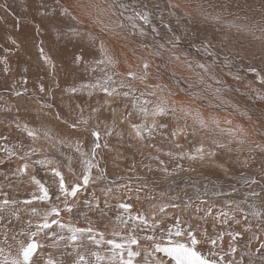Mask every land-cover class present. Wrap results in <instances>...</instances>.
Returning a JSON list of instances; mask_svg holds the SVG:
<instances>
[{
  "label": "bare ground",
  "instance_id": "6f19581e",
  "mask_svg": "<svg viewBox=\"0 0 264 264\" xmlns=\"http://www.w3.org/2000/svg\"><path fill=\"white\" fill-rule=\"evenodd\" d=\"M0 1L5 4L6 8V10L0 8L1 29H4L8 24H15L7 15L10 14L9 10L16 16V20L20 19V22L15 24L20 30L16 29L13 33L33 36L35 34L36 49L47 72L43 80H47L50 83V88L46 89L50 95V100H45L43 96L35 97L34 100L42 104V106L44 104L45 109L49 108L46 106L49 104L52 108L53 103L56 104L60 115L64 117L69 115L70 118H73L77 106L82 104L83 93H85L84 88L75 85L73 78L68 86H66V83L60 86L57 97L52 94L54 89H57L60 85L59 78L56 76L57 69H61L63 74L68 72L70 75H74V72L78 73L82 69L81 65L77 71L70 70L73 67L70 57L74 56V52L100 51L98 42L94 43L93 39L87 35L88 32H91L93 36H102L113 50L123 54L119 67L116 69L119 73L123 74L131 70L137 74H141V65L144 61H147L150 65L149 83L168 84L173 91H177L178 88L181 90L186 89L191 85L192 91L201 97L199 100L191 99L182 94L172 97V99L180 102V106L184 107L185 110L199 109L206 117L211 115L220 120V127L223 129L243 125L251 133L248 137V142L244 145L232 141L227 148L219 149L215 148L211 144V141L219 139L220 142L228 144L229 137L226 133L221 135L219 130L214 128H198L195 134H193V121L191 117L187 118L188 127H185L184 114L179 111L175 117L169 115L157 118V127L153 129L151 136L147 135L146 142L150 139H159L163 144L172 143L166 133V129H170L173 132L175 147H189L190 149L187 148V152H196L197 148L203 146L205 152L211 149L217 154L211 157L205 156L206 160L200 166L196 164L189 167L188 165L190 164H187L181 168H175L170 164L169 156L166 153L149 151L151 153L148 156L151 158L148 163L150 168L141 167L139 172L143 174L140 181L143 184L151 186L152 190L138 186L126 190L121 187L118 188L116 182L107 183L104 179H92L86 187L83 184V176L86 174L88 167L80 173L73 167H69L74 154L71 153L73 149L68 153L65 149L58 147L57 150L60 151L61 155H54L50 148H42L41 156H47L59 163L60 173L64 178L66 188L77 184L81 186L79 189L81 191L77 193L76 198L74 200L68 198V202L75 204V208L77 209H87L89 201L91 205H96L100 201L113 203L116 202L119 196L124 197L130 194L136 203L134 213L131 216L142 215L149 222L148 227H144L139 221H136L134 229H136L135 231L138 234L145 236L154 235L157 242L170 241L168 230L171 229V241L173 243H188L189 239L186 236L176 237L174 230L177 227L184 233L198 230L200 232L194 235L200 245L197 250L206 257L212 258L205 254L206 251L208 253L215 252L218 260L220 256L225 258V264L227 261H232V264H250V261L252 264H260L261 257L264 256V250L257 252V249L260 248L261 244H264V194L259 197H252L250 193L252 190L260 192L261 188L264 187V168L261 166L259 153L256 154L257 158L254 162L250 161L246 165L244 161L249 157L254 147V145H251V142L264 143V135L254 130V126L260 123L261 132H264V120H258V118L264 116V99L261 98L264 97V85L261 83V80L264 79V46H262L259 39H256V37H261L262 35L259 28L264 24V0H118L119 3H123L127 8V11H124V16L121 17L117 13L116 16L109 14L99 19L82 15L79 9L73 7L77 0H17L18 6L16 9H12L10 1L7 3L4 0ZM82 2L86 4L88 0H82ZM250 2L254 3L257 7L255 8ZM62 8H67L72 14L81 17L83 23L77 24L70 16L63 15ZM252 11L258 12L257 16L259 18L254 17V13H252L253 15L251 14ZM42 12L46 14L41 16ZM136 12L146 13L148 22L145 23L141 19H134L132 21L127 19V17L134 16ZM121 21L126 24V27L119 36L108 32L105 28L106 25L111 27L114 23H120ZM133 23L136 25L135 28L132 27ZM234 25H247L252 31H238ZM72 28H78L81 35H71L70 29ZM141 29L143 30V34H141ZM41 47H43L44 53L50 58V63H46L41 58ZM157 52L160 54L156 55ZM0 61L3 60L0 59ZM189 64L192 66L189 67ZM197 64L205 65L207 72L197 68ZM5 68H7V71L4 70V73L0 74V85L4 88L3 90L6 94L15 95L16 92H11L8 84L16 81V77H14L13 71L8 64L5 65ZM65 69L66 71H63ZM169 69L184 79L177 84L175 79H171ZM84 71L86 72L85 77H87L88 69ZM96 74L100 75L97 80L102 79V73ZM120 79L125 81L124 77H120ZM125 82L126 85L131 84L132 88L137 89L136 95H139V91L143 89V85L136 84L130 80L129 82ZM73 87L78 89L76 93L68 91ZM96 90L101 91L100 89ZM127 90V87L123 89L119 88L121 92ZM71 95H73L75 102L69 99ZM158 95L161 94L158 92ZM27 96L30 97L29 95ZM31 98L33 99V97ZM149 99L155 100L152 97H149ZM108 100H111V106L107 105L108 108H116L118 134L112 131L113 124L109 128L104 126L106 131H98V125L94 127L91 124H87V126L82 125L80 128H77L83 131L80 134L84 133V127L87 128L86 132H89H87V135L78 134V137H84L85 139L87 136L88 138L85 142L88 144L87 149L90 152V161L93 164L90 172L94 178L101 176L99 172L105 176L113 175V164L107 163L110 157L107 156L105 160L104 146L101 145L99 148H95L96 143L101 144L105 141L106 135L104 133H114L124 143L128 140L127 144L129 147L133 146L132 144L137 145L140 139L136 137L135 130L132 127L133 124L139 125L141 122H138L140 116L136 114L131 106V99L112 96ZM209 100L213 107H208ZM0 104L6 105L10 104V102L7 99L0 98ZM69 104L71 107L68 106ZM126 105L127 107H125ZM216 105L220 107L217 109ZM62 110L66 113L65 115L61 113ZM129 112L132 115L124 119L123 123H120L121 118L127 116ZM12 116V112L8 111L4 112V115L0 117V127H4V130L7 132L15 130L13 129L15 125L3 124L6 118L16 121L17 118L15 119ZM107 116H109L107 119H110L112 122L111 113ZM225 121H231L232 123L228 124ZM148 123H151V117L148 118ZM161 124L166 125V127H160L159 125ZM23 125L27 126L28 124L23 123ZM29 126H27L28 130H35L43 137L47 136L45 133L48 131V128L45 126ZM17 130L13 139H10L12 138L10 136L8 139L1 141L3 147H7L8 149L12 145L17 144H13L14 141L19 140L23 143V147L18 146L21 154L16 152L18 150L14 153L16 158L24 155V146L29 147V149L25 150L30 155L33 150L31 147L32 143L44 145L42 141L37 140V137L35 139L28 137L27 141L23 133ZM93 130L100 133L98 141L92 135ZM143 141L141 139L139 147L140 145L142 147L145 145ZM50 142L55 144L57 141L51 139ZM94 148L95 154L93 155ZM170 148H172V145ZM1 152L0 146V164L7 167V163H3V160L7 156L2 155ZM231 156L232 160L227 162L226 160ZM214 158L218 159V162H213L212 159ZM210 160L212 163H209V167L211 166L212 168L208 172H205L207 170L205 163ZM156 165L158 170L156 169V172L150 171L148 173V169H154ZM94 169L99 170L98 174L92 171ZM48 171L41 169L39 172H42L43 177L47 178L49 177ZM113 177L110 180H113ZM54 179L56 181L57 179L60 180V178ZM125 179L127 180L128 177H125ZM202 179L206 182L199 183ZM17 180L18 182L21 181L20 178H17ZM38 180L48 185L50 192L56 196L55 180L43 179L41 176L38 177ZM251 180H255L256 183H246V181ZM193 181L198 184H193ZM176 184L177 186L175 187ZM208 184L212 185L209 189L207 188ZM9 188L6 191L9 192ZM108 188H111L112 191L110 194L105 195ZM144 191L149 195V198L139 201L138 194H144ZM178 191H180L182 196L179 195ZM3 197L7 199L6 193ZM180 197H184L185 199L183 201H174L175 198ZM193 199H202L204 201H194ZM18 201L20 202V200ZM121 204L124 203H118L119 206ZM250 205L254 207H250ZM161 207L164 208V212L160 211ZM254 211H258L262 215L253 216L252 213ZM117 212L119 213L117 209L111 208L109 212L103 213V215L111 218L116 223L118 220L114 218V214ZM91 215L89 214V216ZM5 216L7 217V214ZM85 217L88 216L86 215ZM88 219H96L100 224L102 223L99 213L92 215ZM124 220L131 222L129 219ZM79 221L84 222L82 220ZM138 223L139 225H137ZM85 225L91 228L95 227L94 223H88V220L85 221ZM220 229L222 236H218ZM59 233L61 234V232ZM237 233L239 235H236ZM212 239L217 241L215 245H212ZM148 242L151 244L150 241ZM42 244L47 245L46 242ZM79 245L75 249L73 247L65 248L67 257L72 256V260L66 261L69 264H73L77 259V251L83 254L84 251L92 247L85 244ZM97 248L100 247L96 246L95 250ZM232 248L236 249L235 253L231 251ZM48 250L49 248L47 247L40 249L38 256L41 254L47 255ZM68 253H71V255ZM160 254L172 260L171 257L163 253ZM35 258L38 259V257ZM172 261L176 264L175 260ZM132 262L135 264H145V260L140 258H132ZM90 264H97V262Z\"/></svg>",
  "mask_w": 264,
  "mask_h": 264
},
{
  "label": "rangeland",
  "instance_id": "374dc122",
  "mask_svg": "<svg viewBox=\"0 0 264 264\" xmlns=\"http://www.w3.org/2000/svg\"><path fill=\"white\" fill-rule=\"evenodd\" d=\"M4 1L6 3L10 1L12 3V5H11L13 7L12 9H16L18 6L17 0H4ZM250 3L255 8L257 7V6H255L254 3H252V2H250ZM4 5L5 4L2 1H0V8H4L6 10ZM8 12H10V14H7V15L10 17V19H12L14 21L15 24H17V22L18 23L20 22L19 18L16 20V16L13 14L12 11L8 10ZM252 13H254V15ZM257 13L258 12H255V11L251 12V14L254 17H258ZM260 17H261V15H260ZM15 24H12V25L8 24L4 27V29L0 28V59L3 60V58H5V57L7 58V61H8L7 64L9 65L11 70L13 71L14 77H16V81H14L11 84H8L11 88L10 91L13 93H15L17 91L23 93V95H21V96L8 95L4 92V90H3L4 88H2L0 85V98L1 99H7L10 102V104H6V105L0 104V117H2L4 115V112L10 111V112H12V115H13L12 117H15V119L17 118L16 121L14 119L6 118L3 122L4 125H15V126H13V129H15V130L7 132L6 130H4L5 129L4 127H0V146H1V151H2L1 154L7 156V158L5 160H3V163H7V167L5 165L0 164V175H1L0 176V194H2V196H0V202H3V200L6 199L5 197H3V196H5V193H6L7 199L10 201L16 195L14 200L15 201L20 200V203H18L14 207L19 210L18 214L21 215V213H22V215H21L20 219L17 221L15 219V217H10L9 213H4V215L7 214V217L9 216L8 219L10 218L11 224H7V222H5L4 224H0V228H1V230H0V247L5 248V250H6L5 254H7V252L9 251V244H10L11 245V249H10L11 254L17 255L19 252V248H20V245L18 242L23 240L25 243H27L29 240V237L26 235L25 236L17 235L15 241L11 240V237L15 233H19L21 231L27 232L29 230V221L32 222V229L31 230L34 231L35 230V224L37 222H42L43 213L45 211H49L52 207H58L60 209V217L58 219L61 222L65 223V224L70 223L73 227L87 229L89 227H87V225H85V221L88 220V223H94V225H95V227L92 228L91 234L93 236H96L97 239L100 238L101 234L103 235V240L100 243V245H102V246H98V247H100V248L102 247V248L101 249L97 248L96 250H95V247L97 245L93 241L88 240V238H87L88 233H85L84 236L82 237V244L92 246L83 252L85 259L88 260L90 263L97 262L96 257L92 255L93 252H97V253H99V255L101 257L104 258L102 261L99 262V264H120L119 255H117L115 260L112 259L113 246L107 243L108 240H113L117 244H123L124 245L123 249H116L115 251L117 253H123V258L125 261H127L129 259L128 251L131 250L132 252H134L135 249H137V251H135V252H140L141 255L136 256V257L133 256V257H131V260H132V258H140V259L144 260V250L148 249L149 251H151V248L149 247V245H150L149 242L143 238V237H145V235H140L135 231L136 229H134L135 228L134 225H135L136 221L128 222L127 225L124 223H121V220L129 219V216L133 215V213H134L136 203H135L133 197L130 194H128L124 197L119 196L117 198L116 202L111 203V202L100 201L96 205L95 204L91 205L90 201H89L87 209H77V208H75V204H71L70 202H68V204H70L72 206V212L69 213L65 210L64 195L61 194L59 191L60 180L57 179V181H56L54 179V178H60L59 176L55 175L56 171L60 172L59 163L56 160L49 158L47 156H41V153L43 150L42 148H47V149L50 148L53 151L54 155H61L60 151L57 150L58 147L65 149V151H67L68 153H70L73 149V151L71 153H74V154L72 156L69 167L70 168L73 167L79 173L82 172L83 170H85L88 167V164L86 163V161H90V159H91L90 152L87 149L88 144H87V142H85V140H87L88 138H87V136L85 137V139H84V137H78V136L83 135V134L87 135L88 131L87 132L84 131V133L80 134L81 132H83L82 130H79L77 128L72 129L69 127V124H66L63 121L67 120V121H69V123L77 121V119H79L81 117V110H82L83 118L88 120V124H91L94 127L96 125H98L97 126L98 131H106L104 128L105 127L109 128L111 126V124H113L110 121V119H107L109 117L107 115L111 113L110 108H108L107 105L111 106L110 105L111 100H108L109 99V97L107 98L108 95H106L103 91L101 94V91H97L96 89L84 88L85 93H83L82 104L77 106L76 113L74 114L73 118H70L69 115H66L67 118L64 117L63 115H60L61 119H56V114L59 113L56 104L52 103V106H53L52 108H46L45 109L44 104L42 106V104L36 102V100L31 98V97H42L43 96L45 98V100H47V101L50 100V95L46 91V89L48 87L50 88V83H48L47 80H45V81L43 80L45 77L44 75L47 74V72L44 68V64L41 62V60L39 58V54H38L39 52H37V49H36V43H35V38H34L35 34H34V36L33 35L15 34V33H13L14 30H16V29L20 30ZM25 36L28 38H26ZM12 39H15L17 41V45H13L11 43ZM75 57H81L82 59L79 62H75V60H74ZM101 58L102 57H101L100 51L85 52V53L84 52H74V56L70 57V62H71V65L73 66L70 70L77 71L78 69H80L81 65H82V69L78 73L74 72V75H72V74L70 75V74H68V72L63 74L61 69H57L56 70V76L59 78L60 85L58 86L57 89H54V92L52 95L57 97V93L60 90V86H63L65 83H66V86H68L69 82L72 81L71 80L72 78H73V82L75 83V85H78L81 87L83 85L95 84L98 76H100V75H97L96 73H102L100 70V68L102 66H97V64L95 62ZM63 66H65V65L63 64ZM66 69L63 71H66ZM85 69H88L87 77H85V75H86V72L84 71ZM4 70H5V64L2 61H0V74H3ZM112 71H117V70L116 69H114V70L110 69L109 72H112ZM119 76L124 77L123 75H118V76L113 77L114 79H116V81L118 80L117 81L118 85L122 81V79H120ZM125 81L129 82L128 79H125ZM125 81L123 80V82H125ZM48 84H49V86H48ZM124 84L126 85V82ZM41 86H43V88H44L43 92L40 91ZM13 88H17V89H13ZM118 91H119V88H118ZM89 93H91V95H89ZM27 95H29L30 97H28ZM70 97H69V99L72 102L73 101L75 102L73 95H71ZM55 99H57V98H55ZM52 100H53V98H52ZM106 101L109 102V104L106 103ZM68 106L71 107L70 104ZM2 108H4V109H2ZM93 109H97V111L93 112L92 111ZM61 113H63L64 115L66 114L64 112V110H62ZM103 116H107V117H103ZM101 118H103V119H101ZM138 122L144 123V121L142 120L141 117L138 118ZM23 123L28 124L27 125L28 127H30L29 125H37V126L42 125V126H45L46 128H48V131H46V133H47L46 137H43L37 133V140L42 141L44 143V145L43 144H36L35 145L32 143L31 147L34 150V154L31 153L29 155V158H26V159H20L19 157L16 158V156L14 155L16 150H18L16 152L21 154L19 152V149H18V146L23 147V143L21 141H19V140L14 141L13 144L14 143H17V144H14V146L12 145L11 146L12 149L11 148L8 149L7 147L4 148L3 144L1 143L2 140H6L10 136H12V138H10V139H13V136L16 132V129L19 130V131L17 130L18 132L23 133L24 137L28 141V137H29L27 135L28 129H26V127H25L26 125H23ZM112 127H113V128H111L112 131L113 132L115 131V133L118 134L117 133V131H119L118 125H115ZM145 133H147V132L146 131L144 132V139H142V141L144 140L143 142H145V145L143 147H142V145H140V147H139L141 139H139V141H138L139 143L137 145L132 144L133 146L129 147V145L127 144L128 140H126V143H124L123 141L120 140V138L116 134L111 133L109 135L107 132L104 133V135H106L107 138L105 137V141H103L100 145L104 146L105 150L108 149V151H106V152L104 150L105 160H106L107 156L110 157V159L107 160V163L113 164V167H112L113 175H109V176L102 175V174H100L98 169H94L92 171H95L96 174H98V172H99V175L105 177L104 180L107 183L116 182L118 185V188L121 187V188H124L126 190H130L134 186H138V187H142V188H146V189L148 188V189L152 190V188H150L151 186L143 184L140 181V178L143 177V174L139 172L141 167L142 168H150L148 163L151 160V158H149L148 156H150L151 153L149 151L156 152V153L157 152L158 153H164V154L166 153L169 156L170 164H172V166L175 168H181L187 164H190V165H188L189 167L191 165L195 166L196 164H198V166H200L206 160V159L201 160L199 158L191 159L190 157L198 156L199 154L197 153L198 151L187 152L188 151L187 148L190 149L189 147H180V146L175 147V145L173 143L174 142L173 141V132L170 129H166L167 137L170 138V140L172 142V143H168V144H163L161 142V140H159V139H150V140H147V142H146V138H147L148 134H145ZM10 134H12V135H10ZM122 138H124V137H122ZM51 139L56 140L57 142L55 144H53L50 142ZM109 139H111V140L109 141ZM116 141H117V143H116ZM61 142H63V143H61ZM77 142H79V144H80V151H76ZM7 143H8V141H7ZM171 145H172V148H170ZM24 148L26 150L29 149V147H27V146H24ZM25 149H24V154L27 152ZM197 149H199V148H197ZM33 150H32V152H33ZM205 153H207V151ZM36 160L37 161L38 160H44L45 163L39 164V163H36ZM231 160H232V156L229 157L226 161L229 162ZM48 161H51V162L49 163ZM79 161H80V163H79ZM212 161L218 162V159L214 158V159H212ZM212 161L210 160L209 162L205 163V166L207 168V170L205 172H208L209 169L212 168L211 166L209 167V163H212ZM26 162H28L27 163L28 168L26 169L25 172H20L19 169L22 168ZM20 163H21V165H20ZM10 164H14V165H10ZM16 164H18V165H16ZM35 167H37V168H35ZM41 169L49 170L48 171L49 177H47V178L43 177V173L39 172ZM156 169L158 170L157 165L154 167V169L153 168L148 169V173L150 171L156 172ZM36 171H38L37 174H36ZM14 172L17 174H15ZM39 176H41L43 179H47V180L51 179L52 181L55 180L54 184L56 185V196H54L50 192L48 185H45L40 180H38ZM112 176H114L113 180H110V179H112ZM33 177H35V180L40 181V184L44 185V187L48 189L49 196L51 198L50 200L40 201L39 199H33V197H40L42 195V192L40 191V185L35 183V181L33 180ZM125 177H128V179L126 180ZM17 178H20L21 181L18 182ZM48 178H50V179H48ZM6 182H7V184H5ZM202 182H206V181L202 179L201 182H199V183H202ZM192 183L198 184V183H195L194 181ZM17 185H18V187H17ZM176 186H177V184L175 185V187ZM8 187H10L9 192L6 191ZM211 187H212L211 184L207 185L208 189ZM21 188H23L22 191H21ZM80 191L81 190H79L77 193H79ZM180 191H178V193H179V195L182 196ZM13 192H15V193H13ZM19 192H21V193H19ZM9 193H11L13 195L11 196V194L9 195ZM57 196L60 197L59 200L56 199ZM69 198H72V200H74L76 197H69ZM138 198H139V201H141L144 198H149V195L146 192L144 194L139 193ZM184 199H185L184 197H180V198H175L174 201H176V202L177 201H183ZM26 200H31L32 203L28 204V205L23 204L22 202L26 201ZM194 201H204V200L195 199ZM118 203L129 204V205H131V208H129L127 211H125L123 208H121L118 205ZM78 205H80V204H78ZM10 207H12V206H10ZM23 207H24V209H23ZM33 207L37 208L38 211L41 213V215H39V216L32 215L30 210ZM111 208H115L119 211V213L117 212L116 214H114L115 215L114 218L118 220L116 223L113 222L111 220V218L103 215V213L109 212ZM76 209H77V211H76ZM91 209H92V211H91ZM87 210H90V211H87ZM92 213H94V214L99 213L100 214L101 220H102L101 224L96 219H91V220L88 219L92 215H94ZM85 214L88 217H85L86 216ZM89 214L90 215L92 214V215L89 216ZM120 217H121V219H119ZM53 218L54 217L49 216V220H51ZM82 218H84V219H82ZM79 220H82L84 222H81ZM25 221H27V222L25 223ZM124 221H126V220H124ZM137 225H139V223ZM9 226H11V227H9ZM230 227H233V226H230ZM12 229H13V231H12ZM7 230H9V231H7ZM46 231L49 233L56 232L57 235H60V233H59L60 229L58 228L57 225H53L52 229H49ZM174 231H176V230H174ZM220 231H221V229L219 230L218 236H222L221 235L222 232L220 234ZM199 232L200 231H198V230H194V231L191 230V233L193 235H197ZM5 233H7L8 237H9L8 244H5L3 242V236ZM61 234L65 235L66 237L68 235H70L66 231L64 233H61ZM131 238L137 239L139 241V243L138 244H131L130 243ZM209 238H211V237L209 236ZM33 239H35L40 244L46 242L47 245H44L43 249L45 247L49 248V250H48L49 252L47 255L44 256L41 254L40 256H37L38 257V264H45V261L49 256H51V258L54 260L56 259V261L62 260L63 264H69L66 261L72 260V256L69 258L67 257V252L65 249L66 244L70 245L73 243L70 240L65 239V241H61L59 243V247L53 248L51 245L53 243L54 238H51V237L46 238L43 233H41L37 237H34ZM140 240H142V241L140 242ZM158 242H160L162 244V246H168V245L175 244V243H173V241H168V240L158 241ZM188 243L190 244L189 240H188ZM77 244H81V243L77 242ZM199 246L200 245L197 244L195 247L198 248ZM219 247H221V246H219ZM39 250H38V254H39ZM64 252H66V253H64ZM205 254L209 255V253L207 251L205 252ZM155 255H157L159 257H163V264H175L172 260L164 257L160 253L155 254ZM55 256H56V258H55ZM64 256L67 258H65ZM216 258L218 260V257H216ZM0 259H3V257H0ZM35 259H37V258H35ZM224 260H225V258H224ZM58 261H57V264H59ZM132 264H135V263L132 262Z\"/></svg>",
  "mask_w": 264,
  "mask_h": 264
},
{
  "label": "snow or ice",
  "instance_id": "6c2138e0",
  "mask_svg": "<svg viewBox=\"0 0 264 264\" xmlns=\"http://www.w3.org/2000/svg\"><path fill=\"white\" fill-rule=\"evenodd\" d=\"M74 8L79 9L80 13L84 16L88 17H95L96 19H99L102 16L105 15H111V16H116L117 13L121 17L124 16V11H127L126 6L123 3H119L118 0H88V2L85 4L82 2V0H77L76 4L73 6ZM123 10V11H121ZM46 13L42 12L41 16H44ZM62 14L63 15H68L71 17L73 21H76L77 24H82L83 20L81 17L72 14L71 12L68 11L67 8H62ZM129 21H132L134 19H141L145 23L148 22V16L146 13L142 12H136L134 16L127 17ZM238 31L242 30H247V31H252L251 28H249L247 25H234ZM126 24L121 21L120 23H114L111 27H108L107 25L105 28L107 29L108 32L114 33L117 36L120 35L121 32L125 29ZM132 27L135 28L136 25L133 23ZM260 32L262 33L261 37H256V39H259L262 43V46H264V24H262L259 28ZM103 31V29H102ZM71 35L75 36H80L81 33L78 28H72L70 29ZM141 34H143V30L141 29ZM87 35L93 39V42L96 43L98 42L99 44V50L101 53V59L97 60L95 63L97 66H102L100 68L101 72L103 73V77L100 80H97L95 84H90V85H83V88H93V89H100L103 91L106 95L109 97L112 96H117V97H124V98H130L131 99V106L135 110L136 114L142 118L144 123H141L139 125L133 124L132 127L135 130V135L136 137L140 139H144V132L147 131L148 135L151 136L153 129L157 127L156 120L159 117H167L169 115L176 116V113L179 111L184 114V121H185V127H188L187 125V118L190 116L193 125H192V130L193 134L197 131V129H217L219 130L220 134H227L229 137L228 144L220 142L219 139H213L211 141V144L215 146V148L223 149L227 148L229 144L232 143V141H236L240 145H244L245 143L248 142V137L250 136V131L249 129L245 128L243 125H236L234 128H228V129H223L220 127V120H218L214 116H205L204 113H202L199 109H188L185 110L184 107L180 106V102H178L175 99H172V97H176L178 95H184L188 96L191 99H196L199 100L201 97L192 91V86L189 85L188 88L186 89H177V91H173L171 87H169L168 84L164 83H155L151 84L149 83V63L147 61H144L141 65L142 68V73L137 74L134 71L129 70L126 73H119L117 71H112L109 72L108 69H118L119 64H120V59L121 56L123 55L122 53H117L115 50H113L103 39L102 36H93V33L88 32ZM11 43L13 45H17V41L15 39L11 40ZM162 48V46H161ZM160 53L157 52L156 55H159ZM40 55L41 58L46 62L50 63V58L44 53L43 47L40 48ZM134 55V53H133ZM82 58L81 57H75L74 60L75 62H79ZM179 59V58H177ZM5 65H7L8 61L7 58H3L2 61ZM192 65L189 64V67ZM197 68L202 69L204 72H207V68L203 64H197ZM5 71H7V68H5ZM171 79H175L177 81V84H179L184 78L179 76L177 73L174 71H171ZM117 75H123L125 79H129L130 81L143 85V89L139 91V95H136L137 89L132 88L131 84L125 85L123 80L119 83L117 86V81L113 78L114 76ZM26 82V81H25ZM262 85H264V79L261 80ZM127 87V91H118V88H125ZM26 91V90H25ZM40 91L43 92L44 88L41 86ZM71 93H76L78 91L77 88L73 87L69 89ZM219 91V90H218ZM158 92L161 95H158ZM16 96H21L23 93L17 91L15 93ZM91 95V93H89ZM149 97L155 98L149 99ZM264 99V97H261ZM35 99V97H33ZM106 103H108L106 101ZM47 107L51 108V105H46ZM127 107V105L125 106ZM208 107H213L211 104V101H208ZM217 109L220 107L219 105L215 106ZM93 112H96L97 109H93ZM110 112L112 115V123L113 126L116 125V108H110ZM132 113L129 112L127 116L122 117L120 120V123H123L124 119H127L129 116H131ZM151 117V123H148V118ZM56 119H61V116L59 113L56 114ZM250 119V117H249ZM258 120H264V116L258 118ZM66 124H69V127L72 129L80 128L82 125L87 126L88 120L83 118L82 115V110H81V117L74 122L69 123V121L64 120L63 121ZM225 123L231 124V121H225ZM160 127H166V125H159ZM27 129V126H25ZM83 130H87L86 127H84ZM254 130L261 135H264V132H261V124L257 123L254 126ZM109 135L111 132L108 133ZM27 135L29 137H32L35 139L37 137V132L35 130H28ZM47 135V133H45ZM92 135L99 140L100 133L98 131L93 130ZM63 143V142H61ZM251 145H254L252 148V152L250 153L249 157L244 161V164H249L250 161L254 162L257 158V153L260 154V163L262 168H264V143L260 142H251ZM70 146V145H69ZM101 145L99 143H96L95 148H99ZM106 146V145H105ZM95 148L93 149V155L95 154ZM76 151H80V144L77 142L76 144ZM199 155L198 156H192L190 157L191 159H205V156H215L217 153L211 149L205 153V149L203 146H201L198 150ZM34 154V150L32 152ZM170 155V154H169ZM29 156V153L26 152L23 156L20 157V159H26ZM49 163L51 161H48ZM36 163L39 164H44V160H38ZM88 164V170L86 171V174L83 176V184L86 186L92 179H104V176L100 177H92L90 169L93 167V164L91 161H86ZM28 168V164H24L22 168L19 169L20 172H25L26 169ZM55 171V170H54ZM56 176L60 177V182H59V191L61 194L64 195V204H65V210L69 213L72 212V206L68 204V198L69 197H76L77 192L80 189V185L77 184L75 186H72L70 188L65 187L64 183V178L61 175L59 171L55 172ZM33 180L35 181L36 184L40 185V191L42 192V195L40 197H33V199H39L40 201H48L50 200L49 192L48 189L44 187V185L40 184V181L35 180V177H33ZM246 183H256L255 180L251 181H246ZM112 191L111 188H108L105 192V195L110 194ZM262 194H264V187L261 188L260 192H256L255 190H252L250 195L252 197H259ZM57 200L60 199L59 196L56 198ZM18 201L15 200H8L4 199L3 202H0V224H4L7 222V224H11V220L8 219L4 215V213H9L11 217H15V219L18 221L20 219V216L18 214V209L15 208L14 206L17 205ZM25 205L31 204V200H26L22 202ZM87 203V202H86ZM13 206V207H10ZM175 206V205H173ZM121 208H123L125 211H127L131 205L128 204H121ZM250 207H254L250 205ZM31 214L32 215H41V213L38 211L37 208L33 207L31 208ZM161 212H164V208H160ZM253 216H261L262 214L258 211H254L252 213ZM49 216L54 217L53 219L49 220ZM60 217V209L58 207H52L49 211H45L42 215V222H37L35 224V230L32 229V222L29 221V230L27 232L21 231L19 233H15L12 237L11 240L15 241L17 235L21 236H28L29 240L27 243H25L23 240L19 241V252L17 255H12L11 254V245L9 244V251L6 253L5 248L0 247V257H3V259H0V264H38V259H34V257L38 256V250L42 249L44 245L38 243L34 237H37L41 233L44 234L46 238H54L52 247L57 248L59 247V243L61 241H64L65 239L70 240L73 242L72 244H66L65 248L67 247H73L74 249L79 247L80 245L77 244V242H80L82 244V237L84 236L85 233H88V240L93 241L97 246L100 245L101 241L103 240V235H100V238L97 239L96 236H93L92 233V228L89 227L87 229L84 228H78V227H73L70 223L65 224L61 222L58 218ZM247 218V216H245ZM130 221H139L141 225L144 227H148V220L142 216L138 215L135 217L129 216ZM238 222V221H237ZM121 223L128 224V221L121 220ZM53 225H57L58 228L60 229L61 233H64L65 231L69 233L67 237L63 234L57 235L56 232H47L46 230L52 229ZM154 227V226H153ZM236 235H239L238 233ZM168 236L169 240L171 241V236H172V230H168ZM175 236L176 237H182L186 236L190 240L189 243H175L172 244L171 246H162L160 242L156 241V238L154 235H147L143 237L145 240L150 241L151 244L149 247L151 248V251L148 249L144 250V260L145 264H163V257H159L155 254L163 253L164 255L171 257L172 260H175L176 264H225L224 257L220 256L219 260L216 259L217 254L215 252L209 253V256L212 258H208L205 255H203L200 251L197 250L195 247L199 241L196 239V237L191 233L187 232L184 233L182 232L178 227L175 231ZM3 242L5 244H8L9 242V237L7 233L4 234L3 236ZM108 244L113 246V255L112 259L115 260L117 255H119L120 258V264H132L131 257L133 256H140V252H132L131 250L128 251V257L129 259L127 261L124 260L123 258V253H117L115 250L116 249H123L124 245L123 244H117L113 240H108ZM131 244H138L139 241L135 238L130 239ZM212 245H215L217 241L215 239L211 240ZM261 250H264V244L260 245V248L257 249V252H260ZM231 251L233 253L236 252L235 248H232ZM71 255V253H68ZM93 256L96 257L97 264H99L100 261H102L104 258L99 255L97 252L92 253ZM77 259L74 261V264H90L88 260L85 259V256L77 251L76 253ZM45 264H57V261L52 259L51 256H49ZM59 264H63V261H59ZM226 264H232V261H227ZM250 264L252 262L250 261ZM260 264H264V256L261 257Z\"/></svg>",
  "mask_w": 264,
  "mask_h": 264
}]
</instances>
